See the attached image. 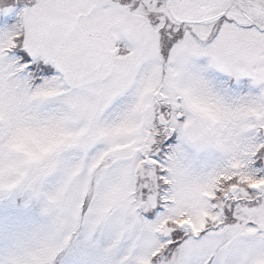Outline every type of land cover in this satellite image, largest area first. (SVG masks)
<instances>
[{
	"label": "snow or ice",
	"instance_id": "snow-or-ice-1",
	"mask_svg": "<svg viewBox=\"0 0 264 264\" xmlns=\"http://www.w3.org/2000/svg\"><path fill=\"white\" fill-rule=\"evenodd\" d=\"M0 264H264V0H0Z\"/></svg>",
	"mask_w": 264,
	"mask_h": 264
}]
</instances>
